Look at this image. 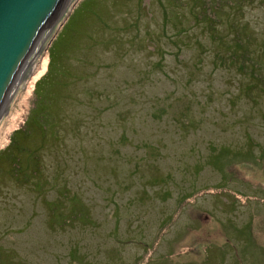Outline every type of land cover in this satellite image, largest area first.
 <instances>
[{"label":"rangeland","instance_id":"1","mask_svg":"<svg viewBox=\"0 0 264 264\" xmlns=\"http://www.w3.org/2000/svg\"><path fill=\"white\" fill-rule=\"evenodd\" d=\"M233 2L76 1L54 137L4 151L48 54L0 128V264H264V0Z\"/></svg>","mask_w":264,"mask_h":264},{"label":"water","instance_id":"2","mask_svg":"<svg viewBox=\"0 0 264 264\" xmlns=\"http://www.w3.org/2000/svg\"><path fill=\"white\" fill-rule=\"evenodd\" d=\"M77 0H0V128Z\"/></svg>","mask_w":264,"mask_h":264},{"label":"trees","instance_id":"3","mask_svg":"<svg viewBox=\"0 0 264 264\" xmlns=\"http://www.w3.org/2000/svg\"><path fill=\"white\" fill-rule=\"evenodd\" d=\"M199 1L202 3L201 8H203L204 10L201 12V14L197 16V18L208 20L209 19L208 14H210V11H208L207 5L212 7V4L209 3V1L212 2V0H199ZM229 1L233 2V0H229ZM236 1L241 2L242 0H236ZM81 5H79L74 10V12L68 18L67 22L64 24L63 28L57 35L56 39L53 41V43L49 47L48 49V55L50 57L49 67L50 65H52V70H51L52 74L49 75V71H48L38 81L35 82L34 93H35V98H37V100H35V106L33 107L31 113L27 117L26 122L23 123V127L13 132L11 136V143L8 145V147L4 151H7L8 149L11 150V148L16 146L15 137L18 135H21L23 139L27 140V143H25L26 145L22 144L21 147L29 145L28 141L31 139H34L35 137L48 141L50 138L49 134L51 131H53L52 136L54 137L56 118L54 117L55 115L54 111L50 110L51 108L53 109L52 105L54 106V104L56 103L53 98V93L55 92V86L53 85V79H54L53 77L55 76L59 78L69 77V71L68 72L65 71L64 67H61L60 69L57 68L56 70H54V60L56 59L55 56L58 52L59 46L63 45L62 41L65 37L64 31L70 29L71 24L76 22V19L79 17V14L81 12V7H80ZM238 32L239 31H236L235 36H234V42L230 45V46H234L233 48H231L233 51L232 57L234 58V60L239 61L241 64L243 63L242 65H240L243 68H245V66L247 65L245 64L246 62L251 63L250 67L248 68V72H250L249 74L256 76L255 79L257 78L260 79L259 77L261 76L258 75L257 73L258 71L256 68L257 67L256 61L251 60L253 58L251 56L252 54L251 49L249 48V41L241 38V35ZM263 54H264V51H263ZM218 57H221V56H218ZM24 148H27V147H24ZM39 148H41L40 145H37L36 149L30 150V151L28 149H24V151H29V156L26 162L27 167H32L34 165L33 162H39L40 160L38 156ZM21 151L23 150L21 149ZM0 155H1V151H0ZM12 157L13 158L11 160V164H12V168L14 169L13 172H16L17 174L23 173L26 169L24 170V168H22L24 165L21 164L20 157L14 156V155H12ZM0 173H2L1 169H0ZM33 174L39 175L38 171L34 169H33Z\"/></svg>","mask_w":264,"mask_h":264}]
</instances>
